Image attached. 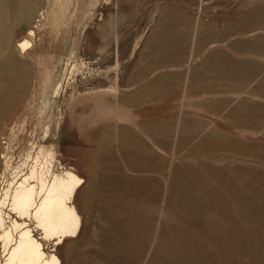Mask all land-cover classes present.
I'll use <instances>...</instances> for the list:
<instances>
[{
  "label": "rangeland",
  "instance_id": "rangeland-1",
  "mask_svg": "<svg viewBox=\"0 0 264 264\" xmlns=\"http://www.w3.org/2000/svg\"><path fill=\"white\" fill-rule=\"evenodd\" d=\"M13 6L0 172L45 145L85 179L79 234L47 250L62 264H264V0H70L55 27L32 21L26 52ZM46 70L60 85L47 99Z\"/></svg>",
  "mask_w": 264,
  "mask_h": 264
},
{
  "label": "bare ground",
  "instance_id": "bare-ground-1",
  "mask_svg": "<svg viewBox=\"0 0 264 264\" xmlns=\"http://www.w3.org/2000/svg\"><path fill=\"white\" fill-rule=\"evenodd\" d=\"M68 1L54 0L47 17L43 11L48 10L52 0H0V35H4L2 23L10 19L9 6L13 4L15 21L27 19L30 24L27 34L16 43L17 49L26 52L35 34L32 21L38 18V22L57 24L64 17ZM7 40L6 36L1 38L0 46ZM37 60L41 63V57ZM46 71L48 86L42 93L47 99L50 86L55 93L60 85L53 86L51 70ZM10 157L5 154L0 172V264H62L57 253L47 250L46 241H54L56 246L79 234L83 217L75 199L85 179L72 168L61 163L59 167L54 151L45 145L28 151L26 159L17 165ZM37 230L41 237L36 235Z\"/></svg>",
  "mask_w": 264,
  "mask_h": 264
}]
</instances>
